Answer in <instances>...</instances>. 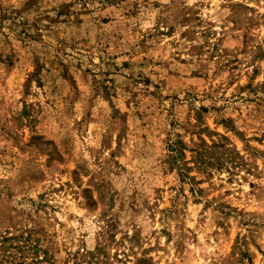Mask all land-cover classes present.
Listing matches in <instances>:
<instances>
[{
	"label": "rangeland",
	"instance_id": "obj_1",
	"mask_svg": "<svg viewBox=\"0 0 264 264\" xmlns=\"http://www.w3.org/2000/svg\"><path fill=\"white\" fill-rule=\"evenodd\" d=\"M0 264H264V0H0Z\"/></svg>",
	"mask_w": 264,
	"mask_h": 264
}]
</instances>
